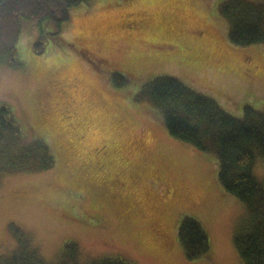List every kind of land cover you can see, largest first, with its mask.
Instances as JSON below:
<instances>
[{"label": "rangeland", "instance_id": "1", "mask_svg": "<svg viewBox=\"0 0 264 264\" xmlns=\"http://www.w3.org/2000/svg\"><path fill=\"white\" fill-rule=\"evenodd\" d=\"M221 1L89 0L42 51L39 26L22 24L23 68H0V104L56 160L0 179V254L16 248L14 223L47 261L73 242L84 260L243 264L233 235L246 206L219 184L218 157L170 135L159 113L135 100L145 81L169 75L236 117L245 106L264 109L263 46L229 40ZM113 73L128 83L114 85ZM253 174L264 180L259 156ZM183 215L208 234L201 258L187 259L178 240Z\"/></svg>", "mask_w": 264, "mask_h": 264}, {"label": "trees", "instance_id": "2", "mask_svg": "<svg viewBox=\"0 0 264 264\" xmlns=\"http://www.w3.org/2000/svg\"><path fill=\"white\" fill-rule=\"evenodd\" d=\"M88 1L0 0V68H23L18 56L22 24L39 26L40 37L35 47L42 51L46 36H60L70 10ZM217 13L226 20L228 38L233 44H260L264 49V0H223ZM45 26L49 33L42 28ZM112 81L116 86L128 83L120 73H113ZM135 100L149 103L170 135L199 151L216 154L219 184L246 206L233 244L243 264H264V180L259 181L253 174L256 158L259 156L264 162V109L257 111L245 106L243 117H236L212 97L169 75L145 81ZM55 160L46 140L26 136L11 106L0 104V179L49 170ZM9 228L16 248L0 254V264H134L119 256L84 260L73 242H67L53 261H47L30 234L14 223ZM177 236L187 259H198L209 252L208 234L193 216H182Z\"/></svg>", "mask_w": 264, "mask_h": 264}]
</instances>
